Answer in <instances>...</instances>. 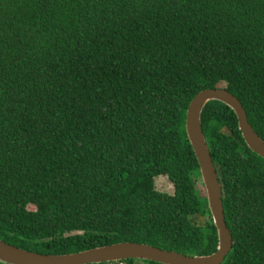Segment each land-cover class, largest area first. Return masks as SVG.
<instances>
[{
  "label": "trees",
  "instance_id": "16d2710c",
  "mask_svg": "<svg viewBox=\"0 0 264 264\" xmlns=\"http://www.w3.org/2000/svg\"><path fill=\"white\" fill-rule=\"evenodd\" d=\"M216 87L264 139V0H0V239L214 252L185 119ZM201 123L233 238L222 264H264V158L224 103ZM138 261L162 264H99Z\"/></svg>",
  "mask_w": 264,
  "mask_h": 264
},
{
  "label": "water",
  "instance_id": "95a60500",
  "mask_svg": "<svg viewBox=\"0 0 264 264\" xmlns=\"http://www.w3.org/2000/svg\"><path fill=\"white\" fill-rule=\"evenodd\" d=\"M210 101H220L234 111L246 145L262 158L264 139L249 123L238 97L226 88L203 89L191 99L187 107L185 130L198 161L208 208L217 231L218 242L214 252L191 256L147 243L121 241L73 253L44 254L17 247L0 239V261L8 264H99L123 259H141L162 264H222L232 249L233 238L225 221L222 185L201 123L202 111Z\"/></svg>",
  "mask_w": 264,
  "mask_h": 264
},
{
  "label": "rangeland",
  "instance_id": "374dc122",
  "mask_svg": "<svg viewBox=\"0 0 264 264\" xmlns=\"http://www.w3.org/2000/svg\"><path fill=\"white\" fill-rule=\"evenodd\" d=\"M160 183H162V186H163V187L166 186L167 188H169L167 182H166L164 179L161 180ZM198 187H199V189L204 188V185H203L202 181H201V183L199 184ZM204 189H205V188H204ZM137 263H138V264H145L144 262H140V261H138Z\"/></svg>",
  "mask_w": 264,
  "mask_h": 264
},
{
  "label": "built area",
  "instance_id": "2783aa9c",
  "mask_svg": "<svg viewBox=\"0 0 264 264\" xmlns=\"http://www.w3.org/2000/svg\"><path fill=\"white\" fill-rule=\"evenodd\" d=\"M0 264H8V263H5V262L0 261Z\"/></svg>",
  "mask_w": 264,
  "mask_h": 264
}]
</instances>
